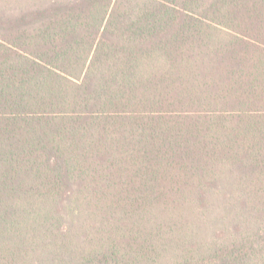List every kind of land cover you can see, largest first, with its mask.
I'll list each match as a JSON object with an SVG mask.
<instances>
[{
	"label": "trees",
	"instance_id": "16d2710c",
	"mask_svg": "<svg viewBox=\"0 0 264 264\" xmlns=\"http://www.w3.org/2000/svg\"><path fill=\"white\" fill-rule=\"evenodd\" d=\"M22 1L0 264H264V0Z\"/></svg>",
	"mask_w": 264,
	"mask_h": 264
},
{
	"label": "rangeland",
	"instance_id": "374dc122",
	"mask_svg": "<svg viewBox=\"0 0 264 264\" xmlns=\"http://www.w3.org/2000/svg\"><path fill=\"white\" fill-rule=\"evenodd\" d=\"M22 4V0H0V13L10 15L17 12Z\"/></svg>",
	"mask_w": 264,
	"mask_h": 264
}]
</instances>
